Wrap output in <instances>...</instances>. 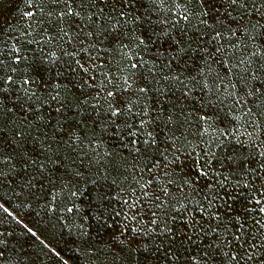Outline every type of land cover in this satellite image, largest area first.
I'll return each mask as SVG.
<instances>
[{"label": "snow or ice", "instance_id": "6c2138e0", "mask_svg": "<svg viewBox=\"0 0 264 264\" xmlns=\"http://www.w3.org/2000/svg\"><path fill=\"white\" fill-rule=\"evenodd\" d=\"M27 2L48 11L0 46V185L89 264H264V0Z\"/></svg>", "mask_w": 264, "mask_h": 264}, {"label": "trees", "instance_id": "16d2710c", "mask_svg": "<svg viewBox=\"0 0 264 264\" xmlns=\"http://www.w3.org/2000/svg\"><path fill=\"white\" fill-rule=\"evenodd\" d=\"M29 11L33 12V16L25 15ZM47 11L45 8L44 12H41L35 3L29 4L27 0H0V42H3L0 46H19L18 41L26 39L40 40L41 30L37 21ZM30 47L35 48L37 45ZM101 55L105 60L111 59V54ZM118 61L119 55L116 54L115 59L111 60L113 72H116L115 65ZM95 191V187L88 184L83 189L80 202L86 203L92 199ZM0 203H4L12 212V216H9L0 209V232H4L7 237L6 245H0V251H3L0 264H89V258L85 254L86 246L75 235V229L63 227V222L58 220V216L64 214L50 212L47 207L42 206L45 200H37L28 191H22L20 187L4 182L0 185ZM17 220H23V223L18 224ZM89 223L91 221L86 223V227ZM24 224L33 228L36 236L27 232ZM8 232L12 235L7 236ZM89 232L91 242L95 243L96 233L91 228ZM52 249L59 252L60 256L57 257Z\"/></svg>", "mask_w": 264, "mask_h": 264}]
</instances>
